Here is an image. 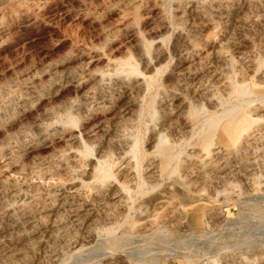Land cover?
<instances>
[{
	"label": "rangeland",
	"instance_id": "1",
	"mask_svg": "<svg viewBox=\"0 0 264 264\" xmlns=\"http://www.w3.org/2000/svg\"><path fill=\"white\" fill-rule=\"evenodd\" d=\"M242 99L206 151L189 108ZM203 258L264 264V0H0V264Z\"/></svg>",
	"mask_w": 264,
	"mask_h": 264
},
{
	"label": "bare ground",
	"instance_id": "2",
	"mask_svg": "<svg viewBox=\"0 0 264 264\" xmlns=\"http://www.w3.org/2000/svg\"><path fill=\"white\" fill-rule=\"evenodd\" d=\"M253 84L251 87L245 86V85H241V86L240 85H234L232 90L234 93H237L241 96H246V95L252 93L255 89H257L256 88L257 85H253ZM250 102L251 101H249V99H242L240 102H237L233 106L224 107L222 109L221 113H217V112H215L213 114L207 113V114H204L203 116H202V114H203L202 109L203 108L202 109L197 108V107H190L189 108L188 114L190 115V118L193 117L194 119H197L198 121H200L198 126H199L201 132H199L198 133L199 135H197V136H199L198 142L204 146L206 151H209V147L213 143V140H215L214 138L217 137L216 134L220 129H221L220 131H222L221 135H220V136H222V138L226 137V136L229 137V135H227V134L230 133V130L235 134V140L233 143V146L235 148L238 147V143L245 136L249 135V131L252 128V124L259 120L258 118L254 117L255 115L251 114L252 112H250V110L248 109V105ZM151 103L152 102L150 100V105H151ZM189 106H191V105H189ZM153 117H154V115H153ZM192 122H194V121H192ZM194 125H195V123H194ZM198 131H199V129H198ZM194 137H196V136L194 135ZM226 139L227 138H225V140ZM138 140L136 139L133 142L129 152H130L132 158L135 159L134 160L135 161V168L139 172L140 162H141L143 152H142V149L139 145ZM230 144H232V143H230ZM177 148H178V146L176 147L174 144L169 142V140L167 139V137L165 135H163V134L159 135L154 151L159 157L158 167L163 172V174L167 173L168 175H172L176 171L178 172V170H179L178 164H180L179 161H180L181 154L183 153V148L182 149H177ZM102 169H103L102 176L104 179L114 176L113 172H112V165L108 166V167H104ZM139 175H140V173H139ZM141 181H142V179H141ZM139 192L141 194H144L148 191L147 190L145 191L143 188H140ZM189 209L193 210V208H191V207ZM190 220L192 222L193 221L194 222L200 221L199 217L196 218L192 214L190 215Z\"/></svg>",
	"mask_w": 264,
	"mask_h": 264
},
{
	"label": "built area",
	"instance_id": "3",
	"mask_svg": "<svg viewBox=\"0 0 264 264\" xmlns=\"http://www.w3.org/2000/svg\"><path fill=\"white\" fill-rule=\"evenodd\" d=\"M200 262L202 264H211L210 260L209 259H205V258H203Z\"/></svg>",
	"mask_w": 264,
	"mask_h": 264
}]
</instances>
